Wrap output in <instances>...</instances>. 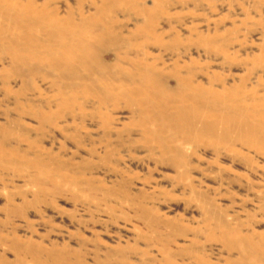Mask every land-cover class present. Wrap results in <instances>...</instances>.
Returning <instances> with one entry per match:
<instances>
[{
  "label": "rangeland",
  "instance_id": "1",
  "mask_svg": "<svg viewBox=\"0 0 264 264\" xmlns=\"http://www.w3.org/2000/svg\"><path fill=\"white\" fill-rule=\"evenodd\" d=\"M0 264H264V0H0Z\"/></svg>",
  "mask_w": 264,
  "mask_h": 264
},
{
  "label": "bare ground",
  "instance_id": "2",
  "mask_svg": "<svg viewBox=\"0 0 264 264\" xmlns=\"http://www.w3.org/2000/svg\"><path fill=\"white\" fill-rule=\"evenodd\" d=\"M153 83V82H152ZM152 86V85H151Z\"/></svg>",
  "mask_w": 264,
  "mask_h": 264
}]
</instances>
